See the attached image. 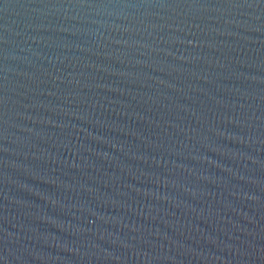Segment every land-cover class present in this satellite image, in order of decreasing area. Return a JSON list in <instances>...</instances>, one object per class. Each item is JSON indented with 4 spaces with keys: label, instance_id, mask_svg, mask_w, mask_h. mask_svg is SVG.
Instances as JSON below:
<instances>
[{
    "label": "water",
    "instance_id": "water-1",
    "mask_svg": "<svg viewBox=\"0 0 264 264\" xmlns=\"http://www.w3.org/2000/svg\"><path fill=\"white\" fill-rule=\"evenodd\" d=\"M0 264H264V0H0Z\"/></svg>",
    "mask_w": 264,
    "mask_h": 264
}]
</instances>
